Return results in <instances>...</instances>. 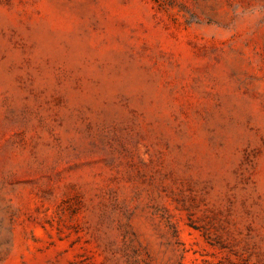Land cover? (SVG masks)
I'll list each match as a JSON object with an SVG mask.
<instances>
[{"label": "rangeland", "instance_id": "374dc122", "mask_svg": "<svg viewBox=\"0 0 264 264\" xmlns=\"http://www.w3.org/2000/svg\"><path fill=\"white\" fill-rule=\"evenodd\" d=\"M0 264H264V0H0Z\"/></svg>", "mask_w": 264, "mask_h": 264}]
</instances>
